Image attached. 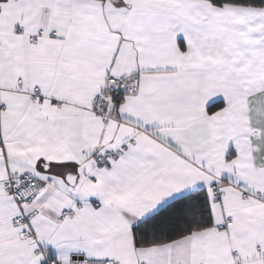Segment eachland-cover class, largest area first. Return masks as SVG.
<instances>
[{"label": "snow or ice", "instance_id": "snow-or-ice-1", "mask_svg": "<svg viewBox=\"0 0 264 264\" xmlns=\"http://www.w3.org/2000/svg\"><path fill=\"white\" fill-rule=\"evenodd\" d=\"M0 264H264V0H0Z\"/></svg>", "mask_w": 264, "mask_h": 264}]
</instances>
